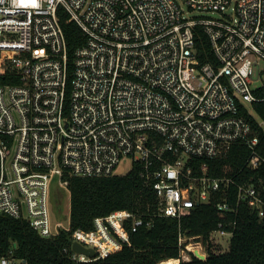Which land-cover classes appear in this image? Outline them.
I'll use <instances>...</instances> for the list:
<instances>
[{"label": "built area", "instance_id": "2783aa9c", "mask_svg": "<svg viewBox=\"0 0 264 264\" xmlns=\"http://www.w3.org/2000/svg\"><path fill=\"white\" fill-rule=\"evenodd\" d=\"M60 6L86 34L69 93ZM198 25L214 54L207 62L197 54ZM7 70L18 81H0V213L55 236L70 219L54 221L53 178L69 190L66 172L108 175L127 160L154 188L158 214L180 220L204 203L236 216L246 203L264 214L262 184L238 180L264 162L250 120L252 103L264 99V0H0V75ZM236 142L251 148L237 172L214 175L207 160L196 162L225 156ZM127 222L137 230L152 219L128 208L96 216L95 228L74 230L72 242L97 255L71 242V258L121 249ZM235 222L221 220L206 237L180 227L174 258L225 252L221 239L231 242ZM0 264L27 263L10 249Z\"/></svg>", "mask_w": 264, "mask_h": 264}, {"label": "trees", "instance_id": "16d2710c", "mask_svg": "<svg viewBox=\"0 0 264 264\" xmlns=\"http://www.w3.org/2000/svg\"><path fill=\"white\" fill-rule=\"evenodd\" d=\"M58 16L67 38L69 93L76 50L85 43L86 34L81 26L71 19L63 6L58 8ZM196 29L197 54L202 62L210 61L214 54L209 37L201 25ZM0 81L17 82L18 79L7 70L5 74L0 75ZM252 109L250 120L254 126H258L261 139L258 150L264 153V125H258L257 122V118L264 121V99L254 101ZM249 153L251 154V148L236 142L229 154L207 159L200 157L196 162L207 160L210 172L214 175L233 174L245 165ZM140 170L141 166L134 163L125 173L84 176L66 172L70 193V228H62L55 236H43L28 219L1 212L0 256L13 249L27 264H159L163 259L179 256L180 227L189 234H201L206 237L221 220L234 219L235 229L227 251L212 252L206 259L193 255L191 259L181 261L180 264H264V214L260 216L246 203L241 205L240 214L237 216L234 213L224 214L213 203L187 209L180 220L158 214L157 194L141 175ZM249 178L250 182L262 184L264 197V162L255 169L243 168L238 175L240 181ZM53 197H56L54 193L51 200ZM123 208L142 214L144 218H151V225L147 226L144 222L137 230H132L130 222H127L130 242H124L121 249L92 260L71 258L74 230H93L96 216ZM225 223L230 227V222Z\"/></svg>", "mask_w": 264, "mask_h": 264}, {"label": "rangeland", "instance_id": "374dc122", "mask_svg": "<svg viewBox=\"0 0 264 264\" xmlns=\"http://www.w3.org/2000/svg\"><path fill=\"white\" fill-rule=\"evenodd\" d=\"M196 13H202L200 10H196ZM211 15L218 16V12H209ZM131 167V164L127 160H123L120 165L117 168V172L119 173H125L127 170H129ZM59 178L56 175L53 178L52 186H51V192L56 195V197L52 198L51 207H52V214L54 221H63L64 224L69 223L70 218V193L69 190H66L61 188L59 185ZM66 191V193H65ZM52 196V194H51ZM57 199V200H56ZM56 206V207H55ZM223 249L226 251L230 247V241L227 238L221 239Z\"/></svg>", "mask_w": 264, "mask_h": 264}, {"label": "water", "instance_id": "95a60500", "mask_svg": "<svg viewBox=\"0 0 264 264\" xmlns=\"http://www.w3.org/2000/svg\"><path fill=\"white\" fill-rule=\"evenodd\" d=\"M72 249L79 253H85L90 257H95L97 255L96 249L94 247L86 246L84 243H82L77 239L72 242ZM196 253L199 254L201 257H203L202 254H200V252L196 251Z\"/></svg>", "mask_w": 264, "mask_h": 264}, {"label": "bare ground", "instance_id": "6f19581e", "mask_svg": "<svg viewBox=\"0 0 264 264\" xmlns=\"http://www.w3.org/2000/svg\"><path fill=\"white\" fill-rule=\"evenodd\" d=\"M163 264H178V258L171 257L165 260Z\"/></svg>", "mask_w": 264, "mask_h": 264}]
</instances>
